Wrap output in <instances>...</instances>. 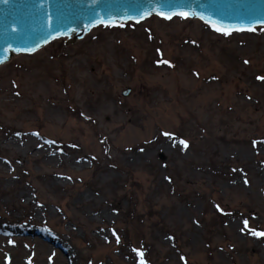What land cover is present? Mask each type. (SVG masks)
Wrapping results in <instances>:
<instances>
[{
    "label": "rangeland",
    "instance_id": "obj_1",
    "mask_svg": "<svg viewBox=\"0 0 264 264\" xmlns=\"http://www.w3.org/2000/svg\"><path fill=\"white\" fill-rule=\"evenodd\" d=\"M123 25L0 66V264H264V27Z\"/></svg>",
    "mask_w": 264,
    "mask_h": 264
},
{
    "label": "water",
    "instance_id": "obj_2",
    "mask_svg": "<svg viewBox=\"0 0 264 264\" xmlns=\"http://www.w3.org/2000/svg\"><path fill=\"white\" fill-rule=\"evenodd\" d=\"M179 11L199 13L205 19H191L232 31L264 26L260 24L264 0H0V59L6 64L58 39L75 44L100 25L143 21L161 16V12ZM131 91L127 88L123 95Z\"/></svg>",
    "mask_w": 264,
    "mask_h": 264
},
{
    "label": "snow or ice",
    "instance_id": "obj_3",
    "mask_svg": "<svg viewBox=\"0 0 264 264\" xmlns=\"http://www.w3.org/2000/svg\"><path fill=\"white\" fill-rule=\"evenodd\" d=\"M159 14L161 16H163L165 19H168V20H171L173 18V16H176V15H178L181 18H184V19L193 18V17H196V16H199V18L202 19V20L205 19L204 16H202L199 13H196V12H191L190 13V12H186V11H179V12H172V13H163V12H161ZM137 22H139V21H137ZM101 23H104V21H101ZM260 24L264 25V20L260 21ZM105 26H108V25H105ZM119 26L123 27L124 25L121 24ZM212 26L214 27V29L217 32H221L224 35H231L232 29L230 27H226V26H219L218 27L215 23H213ZM236 30H239V31H243V30L256 31V28L249 26L247 29L238 28ZM193 43H195V41H193ZM4 63H5V60L4 59H0V64H4ZM162 63L170 65V62L167 61V60H163ZM244 63L248 64L249 61L245 60ZM196 75H199V73H196ZM256 79L258 81H264V76H257ZM16 95H19V93H16ZM249 99H251V97H249ZM16 135L19 136L20 133H17ZM33 135L39 136V133H33ZM163 135L165 137L169 138V140L172 142V146L173 147H175L177 143L182 145V150H186L189 147V142L188 141L183 140V139H179L177 141L176 138H175V134H173V133L164 132ZM47 143L55 144L56 142L55 141H48ZM256 143H258V142L257 141L253 142L254 145ZM73 147H76V145H73ZM141 151H143V149H141ZM53 154H55V153H53ZM68 179H71V177H68ZM244 183L245 184L248 183L247 179L244 180ZM216 208L219 211H221V212L224 211L223 209L220 208L219 204L216 205ZM243 224H244V228H242L241 231H244L245 228H248V221L247 220H244ZM249 233L251 235H254V236H264V232H258V231L254 230V229H249ZM112 234L116 237V243L119 244L120 243V237H119V235L116 234L115 229L112 230ZM9 243H14V241L10 240ZM133 251L136 252L141 257L140 264H145V261L143 260L144 253L142 251L138 250V249H133ZM181 259H184V258L181 257ZM29 264H31V260L29 261Z\"/></svg>",
    "mask_w": 264,
    "mask_h": 264
},
{
    "label": "bare ground",
    "instance_id": "obj_4",
    "mask_svg": "<svg viewBox=\"0 0 264 264\" xmlns=\"http://www.w3.org/2000/svg\"><path fill=\"white\" fill-rule=\"evenodd\" d=\"M30 145H32L34 147V149H38L37 150V154L38 155H44V156H52V155H55L53 153H55V150L54 149H50L48 148V146L45 144V143H42L40 141H37V140H33L32 138L30 139ZM57 240H60L62 243H64V240L59 238V237H56V241Z\"/></svg>",
    "mask_w": 264,
    "mask_h": 264
},
{
    "label": "trees",
    "instance_id": "obj_5",
    "mask_svg": "<svg viewBox=\"0 0 264 264\" xmlns=\"http://www.w3.org/2000/svg\"><path fill=\"white\" fill-rule=\"evenodd\" d=\"M218 214L220 215L221 213H218ZM117 235H119V234H117ZM119 237H120V241H121L122 238H121V236H119Z\"/></svg>",
    "mask_w": 264,
    "mask_h": 264
}]
</instances>
